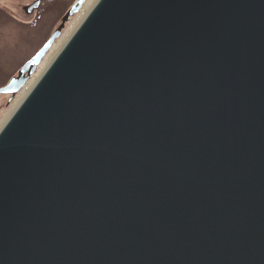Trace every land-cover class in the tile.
I'll use <instances>...</instances> for the list:
<instances>
[{"label": "water", "instance_id": "1", "mask_svg": "<svg viewBox=\"0 0 264 264\" xmlns=\"http://www.w3.org/2000/svg\"><path fill=\"white\" fill-rule=\"evenodd\" d=\"M0 264H264V0H97L0 129Z\"/></svg>", "mask_w": 264, "mask_h": 264}, {"label": "rangeland", "instance_id": "2", "mask_svg": "<svg viewBox=\"0 0 264 264\" xmlns=\"http://www.w3.org/2000/svg\"><path fill=\"white\" fill-rule=\"evenodd\" d=\"M36 1L0 0V88L19 75L20 70L45 46L63 23L68 11L78 2L42 0L37 10L27 14L25 8ZM96 1L85 0L79 12L64 23L61 36L20 92L14 97L10 94H0V129Z\"/></svg>", "mask_w": 264, "mask_h": 264}, {"label": "bare ground", "instance_id": "3", "mask_svg": "<svg viewBox=\"0 0 264 264\" xmlns=\"http://www.w3.org/2000/svg\"><path fill=\"white\" fill-rule=\"evenodd\" d=\"M30 88H31V87H30ZM30 88H29V89L27 88V89H28L27 92L30 90ZM27 92H26V93H27Z\"/></svg>", "mask_w": 264, "mask_h": 264}]
</instances>
